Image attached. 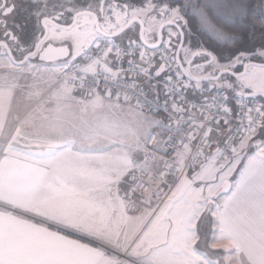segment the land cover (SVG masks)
Returning <instances> with one entry per match:
<instances>
[{"label": "snow or ice", "instance_id": "obj_1", "mask_svg": "<svg viewBox=\"0 0 264 264\" xmlns=\"http://www.w3.org/2000/svg\"><path fill=\"white\" fill-rule=\"evenodd\" d=\"M0 264H264V0H0Z\"/></svg>", "mask_w": 264, "mask_h": 264}, {"label": "crops", "instance_id": "obj_2", "mask_svg": "<svg viewBox=\"0 0 264 264\" xmlns=\"http://www.w3.org/2000/svg\"><path fill=\"white\" fill-rule=\"evenodd\" d=\"M62 118L66 119V120H78V119H81V118H86V119H88L90 121H96V120L103 121L105 119H108V120L126 119L128 117H127V113H117V114L99 113L97 116L88 115V116L84 117L83 114H81L79 111H77L75 109V107H73L71 109L65 110V112L63 113ZM235 179H238V176L236 174H235Z\"/></svg>", "mask_w": 264, "mask_h": 264}, {"label": "rangeland", "instance_id": "obj_3", "mask_svg": "<svg viewBox=\"0 0 264 264\" xmlns=\"http://www.w3.org/2000/svg\"><path fill=\"white\" fill-rule=\"evenodd\" d=\"M58 45V44H57ZM258 62V61H257ZM242 72V70H240V69H238V73L237 74H239V73H241ZM235 180V173L233 174V181Z\"/></svg>", "mask_w": 264, "mask_h": 264}, {"label": "flooded vegetation", "instance_id": "obj_4", "mask_svg": "<svg viewBox=\"0 0 264 264\" xmlns=\"http://www.w3.org/2000/svg\"><path fill=\"white\" fill-rule=\"evenodd\" d=\"M55 46H59V45H57V44H54V47H55Z\"/></svg>", "mask_w": 264, "mask_h": 264}, {"label": "trees", "instance_id": "obj_5", "mask_svg": "<svg viewBox=\"0 0 264 264\" xmlns=\"http://www.w3.org/2000/svg\"><path fill=\"white\" fill-rule=\"evenodd\" d=\"M239 69L242 70V67H240Z\"/></svg>", "mask_w": 264, "mask_h": 264}, {"label": "water", "instance_id": "obj_6", "mask_svg": "<svg viewBox=\"0 0 264 264\" xmlns=\"http://www.w3.org/2000/svg\"><path fill=\"white\" fill-rule=\"evenodd\" d=\"M243 71H244V69L242 68V72H243ZM242 72H241V73H242Z\"/></svg>", "mask_w": 264, "mask_h": 264}]
</instances>
